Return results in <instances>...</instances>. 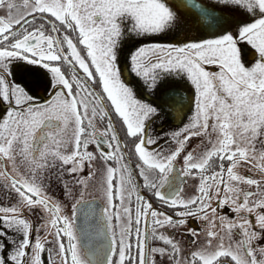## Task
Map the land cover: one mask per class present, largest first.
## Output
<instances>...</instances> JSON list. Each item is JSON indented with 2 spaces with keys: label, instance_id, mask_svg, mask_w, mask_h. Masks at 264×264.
<instances>
[{
  "label": "snow or ice",
  "instance_id": "obj_1",
  "mask_svg": "<svg viewBox=\"0 0 264 264\" xmlns=\"http://www.w3.org/2000/svg\"><path fill=\"white\" fill-rule=\"evenodd\" d=\"M0 9V264H264V0Z\"/></svg>",
  "mask_w": 264,
  "mask_h": 264
},
{
  "label": "flooded vegetation",
  "instance_id": "obj_2",
  "mask_svg": "<svg viewBox=\"0 0 264 264\" xmlns=\"http://www.w3.org/2000/svg\"><path fill=\"white\" fill-rule=\"evenodd\" d=\"M0 14H4L2 12H0ZM150 35H159V34H150ZM163 39V42H172V43H177V42H183V41H178V40H167L166 38H162ZM28 79L31 81L32 83V87H33V91L34 92H37V93H42L43 92V87H42V83H41V78L39 76H36V75H30L28 77ZM185 91H187V89H185ZM190 115V113L188 114ZM184 122H187V115H185L184 117ZM160 122L159 121H156L154 127H160ZM181 124L180 123H177V122H173V121H168L167 122V125L165 127V131H169V130H172L174 128H178L180 127ZM169 143L171 144L172 142L169 141ZM192 144H195L197 143V140L193 139ZM189 147H191V144L189 145ZM0 163H2V161H0ZM86 172H87V169H85L84 173L82 174H85L86 175ZM98 177L97 179L95 180H91L88 184V188L85 192V198H89V197H94L96 198V200L102 204L103 203V196L101 195L100 191H99V185H98ZM198 183V180L195 179V178H192V177H188L186 178L185 180V192L186 193H190L193 188L192 186L194 184ZM48 191L50 192V194L52 196H55L57 199H59V197L61 198L62 201H64L65 203H67V201L65 200V197H64V193H59L55 190L52 189V182L50 184V187L48 189ZM197 223L200 224L201 227H203V223L202 222H199L197 221ZM189 226H191V223L189 224ZM177 238L178 239H181L182 241H187L189 239V237L187 235H184V236H180L179 234V230L177 231ZM203 242V240H201V243ZM184 247H191V245L189 244H183Z\"/></svg>",
  "mask_w": 264,
  "mask_h": 264
},
{
  "label": "rangeland",
  "instance_id": "obj_3",
  "mask_svg": "<svg viewBox=\"0 0 264 264\" xmlns=\"http://www.w3.org/2000/svg\"><path fill=\"white\" fill-rule=\"evenodd\" d=\"M6 10L4 9H0V12L5 13ZM150 35V34H149ZM53 171H55V169H53ZM52 189L59 192V193H64V188H63V183L62 181H58L56 180L55 176L52 177ZM0 191H2V189H0ZM76 195H79V187L77 186L76 188ZM59 199L61 200V198L59 197ZM67 201V200H66ZM68 202V201H67Z\"/></svg>",
  "mask_w": 264,
  "mask_h": 264
},
{
  "label": "water",
  "instance_id": "obj_4",
  "mask_svg": "<svg viewBox=\"0 0 264 264\" xmlns=\"http://www.w3.org/2000/svg\"><path fill=\"white\" fill-rule=\"evenodd\" d=\"M201 2H203V0H201ZM193 11H195V9H193Z\"/></svg>",
  "mask_w": 264,
  "mask_h": 264
}]
</instances>
